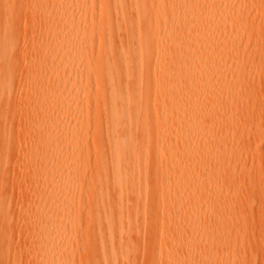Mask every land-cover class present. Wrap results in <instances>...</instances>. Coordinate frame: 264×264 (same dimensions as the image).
<instances>
[{"label": "bare ground", "instance_id": "bare-ground-1", "mask_svg": "<svg viewBox=\"0 0 264 264\" xmlns=\"http://www.w3.org/2000/svg\"><path fill=\"white\" fill-rule=\"evenodd\" d=\"M262 3L0 0V252L10 264H141L152 253L156 264L240 259V231L257 218L264 226V203L236 189L224 201L223 233L201 218L220 181L209 151L215 123L258 107L255 84L238 101L225 86L235 80L227 69L264 65V28L246 17ZM83 129H92L91 146L77 136ZM78 149L94 161L74 163ZM13 161L19 173L5 179ZM5 187L10 198L29 190L16 224Z\"/></svg>", "mask_w": 264, "mask_h": 264}, {"label": "rangeland", "instance_id": "rangeland-1", "mask_svg": "<svg viewBox=\"0 0 264 264\" xmlns=\"http://www.w3.org/2000/svg\"><path fill=\"white\" fill-rule=\"evenodd\" d=\"M263 5L264 3L258 6L260 8L248 13L246 17L251 24L264 28ZM261 53L264 54V50H261ZM227 71L234 75L235 80H232L225 86V90H228V94L225 96L226 98L238 101V96H235L234 94H240L243 89L253 84H255V87L260 89L261 92L252 96L250 99L251 102L258 105L255 112H247L240 107L233 109V111H227L222 118V123H219L218 125L215 123V128L221 127V131L214 137L216 147L211 148L209 151L212 155L216 153V159L220 161L217 172L213 176L220 177V181L214 188L216 196L212 198L209 197L213 202L211 211L205 212L204 216L201 218L205 223L212 225V229L210 230L212 235L223 233L227 227L228 213L224 205L227 194H231L237 189L240 190V193H242L246 200H260L264 203V184L258 187H250L248 185L244 188L241 187L242 178L246 175H254L258 181H264V65H261L257 71H254L251 74L249 72L241 71L240 69L233 71L227 69ZM21 75L22 73L18 72V76ZM24 97L25 94L22 93L20 98L23 99ZM20 98L17 97L14 99V101H16L15 108L19 105ZM14 111L15 109L12 110V112ZM12 128L14 133H16L15 131L18 128L16 123L12 125ZM91 131L92 129H83L81 131L78 130L76 133L78 134L77 136L79 137V140H88V143L91 146L92 141L89 139L92 135ZM102 133H105L104 129H102ZM224 144L227 147L226 149L223 148ZM74 155L72 158L70 157L74 163L94 161L95 159L92 152L89 153L87 150L82 149H78V151L74 152ZM19 170L20 166H17L14 161L11 162L8 173L4 175V178L7 179L11 177V174L13 177L14 175L16 176L19 173ZM213 177L208 179H212ZM80 181L81 183L83 182L84 186H90V176H82ZM70 187H74L75 189L77 187L76 182H70ZM20 191L21 192L18 194H13L11 198V191L8 187L4 188L3 193L7 199H10V211L8 212V215L15 224L20 222L22 217V196L29 193L28 189L23 190V188H21ZM155 207V204H149L148 208L150 216L155 215ZM131 212L132 210L128 213L126 211L124 217L125 220H127L128 217L130 218L133 214ZM131 218H133V215ZM162 223H165V221H158V224L161 225ZM262 224L260 218H257L253 223H250L241 229L240 240L237 242L238 245L236 246H243L244 250L240 251V259H236L235 264H264V226H262ZM192 225L193 222L190 223L189 226H186L183 232H188ZM17 233L18 231L15 234V240L18 241L20 246H22L25 244L27 237L24 234H20V232ZM221 241L224 242L225 239L222 238ZM21 252H25V249L21 248ZM0 253L4 256L1 257L2 264H10L12 260L11 256L5 255L4 252ZM142 254L143 252L137 254V261ZM156 257L155 253H152V255L148 256L145 261L140 263L156 264ZM212 261L214 263H212ZM210 263L224 264L223 256H219L218 258L214 257L212 259L208 258L203 262V264Z\"/></svg>", "mask_w": 264, "mask_h": 264}]
</instances>
